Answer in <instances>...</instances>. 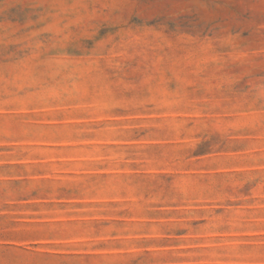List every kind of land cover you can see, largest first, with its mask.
Masks as SVG:
<instances>
[{"label":"rangeland","instance_id":"rangeland-1","mask_svg":"<svg viewBox=\"0 0 264 264\" xmlns=\"http://www.w3.org/2000/svg\"><path fill=\"white\" fill-rule=\"evenodd\" d=\"M0 264H264V0H0Z\"/></svg>","mask_w":264,"mask_h":264}]
</instances>
